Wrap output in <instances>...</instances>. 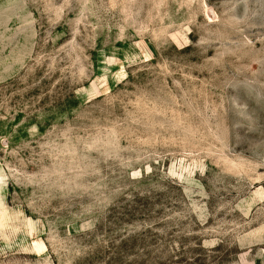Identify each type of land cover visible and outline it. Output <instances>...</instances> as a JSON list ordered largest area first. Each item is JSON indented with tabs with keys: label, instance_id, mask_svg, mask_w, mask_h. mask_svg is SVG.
<instances>
[{
	"label": "rangeland",
	"instance_id": "374dc122",
	"mask_svg": "<svg viewBox=\"0 0 264 264\" xmlns=\"http://www.w3.org/2000/svg\"><path fill=\"white\" fill-rule=\"evenodd\" d=\"M0 264H264V0H0Z\"/></svg>",
	"mask_w": 264,
	"mask_h": 264
}]
</instances>
